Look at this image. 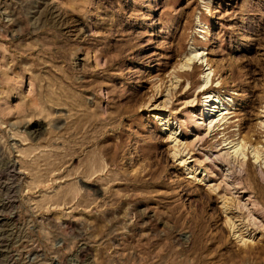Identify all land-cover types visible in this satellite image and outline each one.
<instances>
[{
    "label": "rangeland",
    "instance_id": "rangeland-1",
    "mask_svg": "<svg viewBox=\"0 0 264 264\" xmlns=\"http://www.w3.org/2000/svg\"><path fill=\"white\" fill-rule=\"evenodd\" d=\"M192 42L227 128L199 61L170 84ZM261 121L264 0H0V264H264V165L223 157Z\"/></svg>",
    "mask_w": 264,
    "mask_h": 264
},
{
    "label": "bare ground",
    "instance_id": "bare-ground-1",
    "mask_svg": "<svg viewBox=\"0 0 264 264\" xmlns=\"http://www.w3.org/2000/svg\"><path fill=\"white\" fill-rule=\"evenodd\" d=\"M199 61L204 67L202 69V82L199 84V90H201L203 94V102L200 107V118H198V122L194 119V122L200 125H203L204 130H220L227 128L230 126V122L228 120L234 116L231 115V106L229 104H225L219 97L220 94H215L213 91L208 89V82L211 77L215 74L214 69L211 68L210 60H208L205 55L202 47H198L192 42L189 45V48L182 54V58H180L175 66L169 71L168 76L170 84L174 87L177 84L180 86L181 81L185 80L186 83L188 79L190 80V76L192 75V63ZM188 69L190 71H188ZM181 78V81H180ZM186 85V84H185ZM169 89V88H168ZM167 91V90H166ZM168 93V91H167ZM169 101V96L166 94L164 100L162 102L163 105H166ZM229 103L232 104V100H229ZM162 106V105H161ZM157 119L161 122L168 133L167 138L172 142V148L174 149V153L172 155L176 156L177 154L182 153L186 150L187 145L185 142L178 139L177 127H168L167 123H169V118L167 116H160L155 114ZM228 124L227 126H225ZM261 124H264L261 121ZM224 125L223 128H220ZM223 142H225L226 150L223 153V157L227 161H236L245 159V150L250 148V152L252 153V157L264 165V146L259 147L258 145H253L247 136L238 137L236 140L231 137H226ZM172 149V150H173ZM180 162H185L184 158L180 156Z\"/></svg>",
    "mask_w": 264,
    "mask_h": 264
}]
</instances>
